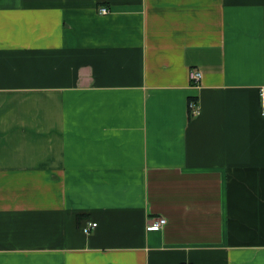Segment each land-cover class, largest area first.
I'll return each instance as SVG.
<instances>
[{"label":"crops","instance_id":"1","mask_svg":"<svg viewBox=\"0 0 264 264\" xmlns=\"http://www.w3.org/2000/svg\"><path fill=\"white\" fill-rule=\"evenodd\" d=\"M261 88L264 0H0V264H264Z\"/></svg>","mask_w":264,"mask_h":264},{"label":"built area","instance_id":"2","mask_svg":"<svg viewBox=\"0 0 264 264\" xmlns=\"http://www.w3.org/2000/svg\"><path fill=\"white\" fill-rule=\"evenodd\" d=\"M108 13V9L106 7H100L98 8V14L100 15H105ZM190 81L193 84L198 85V83L201 80V72L198 69H191L189 73ZM259 104H260V112L261 115L264 117V88L260 89V94H259ZM188 111H189V116H196L199 114V104L197 101L190 100L188 102ZM166 223V220L163 218L159 219H154L151 222V228L153 229H160L164 226ZM96 223H88L87 226L83 229L86 234H89L96 228Z\"/></svg>","mask_w":264,"mask_h":264}]
</instances>
